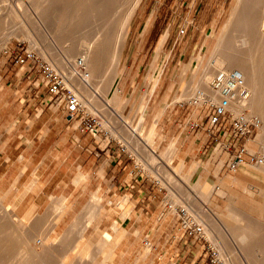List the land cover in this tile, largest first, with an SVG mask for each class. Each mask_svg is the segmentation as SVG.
Wrapping results in <instances>:
<instances>
[{
    "label": "rangeland",
    "instance_id": "374dc122",
    "mask_svg": "<svg viewBox=\"0 0 264 264\" xmlns=\"http://www.w3.org/2000/svg\"><path fill=\"white\" fill-rule=\"evenodd\" d=\"M1 1L0 226L22 220L21 225L32 228L36 238L53 246L61 241L67 243L62 249L59 245L56 252L61 251L70 262L79 264H102L108 256L112 264H186L185 260L189 263L194 259V264H203L207 244L220 250L224 264H235V255L247 264L242 249L237 252V238L223 214H228L229 205L234 204L254 221L264 223V143L257 138L263 123L257 112L243 107L260 121L239 141L246 147L244 161L236 171L229 170L227 163L235 149L223 143L233 136L229 130L220 132V136L213 131L208 120V97L201 86L205 79L212 89H218L219 78L227 76L220 70L216 77L209 68L219 62L212 57V51L237 0H214L208 7L203 2L192 5V0H139L125 28L116 65L100 63L102 70L90 81L91 87L86 92L78 91L87 110L102 118L97 134L83 130L79 118L65 116L62 101L50 98L31 60L19 65L14 57L15 52L32 49L56 66L57 58L66 65L73 64L72 60L91 43L90 36L100 21L97 13L83 17L87 21L66 31V40L61 42L52 30L40 25L43 19L34 10L35 0ZM121 11L119 6L111 17H118ZM205 13L204 24L213 21V26L209 25L199 38L195 25L199 15ZM39 27L42 32H38ZM28 36L37 42L34 49ZM164 40L161 46L159 42ZM158 68L162 76L157 88ZM233 72L240 75L237 70ZM241 90L247 98L248 89ZM119 108L127 122L118 117ZM193 111L203 115L199 122L194 121ZM226 119L229 122L230 117ZM192 122L195 128H205L213 139L204 147L200 160L188 161L184 167L171 162L172 148L162 151L158 137L163 134L158 131L171 133L178 123ZM129 126L136 127L139 134ZM98 138L103 144L120 142L122 150L131 153L130 144L138 147L140 153L135 152V156L148 162L149 174L161 184L151 206H134L125 191L113 194L100 177V160L94 163L88 151L74 146L76 141ZM162 160L167 161L166 166ZM78 172L82 174L79 180L75 178ZM189 203L202 212L203 221L195 211L190 214L204 225V237L188 236L180 227L178 209ZM206 208L214 211L213 217L226 239H219L216 230L210 232L211 221L203 215ZM88 219L91 223L84 226ZM104 238L105 243L96 248ZM79 241L81 245L76 246ZM147 245L152 248L143 256L142 249ZM81 247L85 248L84 254L78 252ZM190 247L192 253L184 259Z\"/></svg>",
    "mask_w": 264,
    "mask_h": 264
},
{
    "label": "bare ground",
    "instance_id": "6f19581e",
    "mask_svg": "<svg viewBox=\"0 0 264 264\" xmlns=\"http://www.w3.org/2000/svg\"><path fill=\"white\" fill-rule=\"evenodd\" d=\"M138 3L139 0H35L33 2L34 10L43 19L40 25H45L47 31L52 30L61 42L66 40V31L87 21L83 17L88 18L90 14L94 13L99 16L100 21H98L97 28L90 36L91 43L87 45L85 52L72 60L73 64L70 65H66L58 58L56 60L59 63L57 67H61L60 69L66 75L68 83L74 86L77 91L82 89L86 92L87 88L91 87L90 81L95 79L99 75V71L102 70L100 69L101 66L99 67L100 63L110 64L111 66L116 65L126 35L125 28ZM119 6L122 7L120 15L117 17L115 14L114 17H111L113 11L116 12ZM3 8L4 3L1 1L0 11ZM2 24L3 21L0 20V28ZM42 31L43 28L39 27L38 32ZM28 39L31 48L37 47V42L33 38L28 36ZM66 46L67 51L71 52V45L67 44ZM212 57L219 61L217 65L209 68V72L214 76L217 77L220 70L226 72V75H230L231 71L237 70L243 77V84L234 88L236 99L232 101L231 106L235 111L249 106L260 115L263 130L257 138L264 143V0H237L229 18L224 23L218 43L212 51ZM80 67L85 68V70H81ZM201 86L208 100L216 101L219 99L223 86L212 89L205 79L201 81ZM243 88L249 91L247 98L240 95ZM152 89H154V84ZM110 108L113 109L114 107L110 106ZM120 108L118 112H115L121 120L126 122L121 116ZM243 166H247L246 163H243ZM252 166H254V169L257 168L253 164ZM246 169L249 170L250 168L247 167ZM206 195L205 192L204 197ZM1 199L2 196H0V205H3ZM185 206L191 214L195 211L199 219L202 217V212L200 214L198 210L196 211L195 204L189 203ZM174 207L177 210V206L174 205ZM205 210L207 213L204 211L203 215H207L212 224V227H208L209 230L211 229L210 232L214 233L216 230L220 235L219 239H226L213 217L214 211L207 208ZM223 216L237 238L239 249L237 252L241 253L242 249V253L245 255V263L264 264V223L254 221L246 211L234 204L229 205L228 214H223ZM201 220L203 221L202 218ZM90 223L91 219H88L84 226ZM21 224H24L22 220H15L11 224L9 223L8 227L0 226V264H13L14 262L16 264H79L78 262H70L61 251L56 252L59 245L62 249L67 247V243L61 241L58 246H53L48 243L47 238V242L43 241L42 238H36V232L32 228H26ZM20 226H24V228H20ZM204 233H206V230ZM106 240L104 238L98 242L96 248L101 247ZM81 243L82 241H79L76 246L81 245ZM151 248L152 245L143 248V256L148 254ZM83 249L85 248L81 247L82 251L79 249L78 252L84 254ZM138 249L141 251V248L138 247ZM229 251L231 253L230 249ZM233 259L235 264H243L237 255ZM102 264H112L110 256Z\"/></svg>",
    "mask_w": 264,
    "mask_h": 264
},
{
    "label": "built area",
    "instance_id": "2783aa9c",
    "mask_svg": "<svg viewBox=\"0 0 264 264\" xmlns=\"http://www.w3.org/2000/svg\"><path fill=\"white\" fill-rule=\"evenodd\" d=\"M15 60L17 64H24L31 60L39 72L43 86L50 98H57L62 101L63 108L69 119L76 120L79 118L80 126L83 130L97 134L102 127V118L97 113L89 112L82 100L77 89L68 83L66 75L54 63L46 59L44 56L32 49H25L21 52H15ZM227 81V82H226ZM243 84V77L238 73H231L227 76L219 78V87L223 86L222 93L216 101L206 99L210 106L208 120L214 132H227L229 130L233 139L223 143L227 148H234L231 159L227 163V167L231 171H236L240 164L244 161L246 147L239 141L241 137L248 134L252 127L259 124V117L250 114L244 108L235 111L232 109L231 103L235 98V87ZM218 87V88H219ZM246 92L241 90V97H245ZM205 101V102H206ZM197 102V100H196ZM226 116L230 117L229 122ZM230 125V127H228ZM124 150V148L122 147ZM181 219L180 227L182 231L191 237H204V225L200 223L196 217L190 214L187 207L181 206L178 209ZM203 264H224L220 250L210 244L205 248V258Z\"/></svg>",
    "mask_w": 264,
    "mask_h": 264
},
{
    "label": "crops",
    "instance_id": "0c3cea01",
    "mask_svg": "<svg viewBox=\"0 0 264 264\" xmlns=\"http://www.w3.org/2000/svg\"><path fill=\"white\" fill-rule=\"evenodd\" d=\"M214 0H192V5L201 4L203 2L205 7L211 6ZM208 11V9H206ZM207 17V13L205 15H199L197 18V22L195 25V29L198 33V37L200 38L204 31H207L209 25L213 26V21L210 24H204L205 19ZM145 28V27H144ZM160 45L162 46L165 43L164 41H160ZM160 48V46H158ZM157 85L158 88L161 81L162 73L160 72V68L157 70ZM154 89V91L157 90ZM159 91L156 93L158 97ZM183 102H180L182 104ZM65 116L66 112L64 111ZM192 116H195L194 121L199 122L203 115L195 114L193 111L191 113ZM127 122V121H126ZM193 123L190 124H180L178 123L174 130L169 133H162L158 131V133L163 134L162 137H158V145L162 147V151L165 153L169 149L172 148V159L171 162H175L178 165H184L186 167L188 161H195L197 159L200 160V154L204 151V147L208 146L213 137L210 133H207L203 128H195L193 127ZM133 133H138L136 127L129 126ZM160 130V128H159ZM139 134V133H138ZM120 142H106L103 144V141L98 139H91L90 142H74V146L78 145V149L84 150L88 155H92L94 158V163L98 160L99 168L102 169V174H100L101 179L106 181L107 185H110L111 192L113 194H117L119 191H125L130 195L134 202V206L141 205V208H148L153 204L158 185L156 179L149 174V168L151 167L148 162L143 159L145 162H141L135 156L136 153H140L138 147L134 148L133 144L131 145L132 153L129 150H122V145L119 146ZM135 145V144H134ZM138 145V144H137ZM152 141L148 142V146L151 147ZM151 150V148H150ZM63 159L62 157H60ZM163 164L166 166L167 161L162 160ZM63 164V162H60ZM149 166V168H147ZM82 174L80 172L77 173L76 179H80ZM102 181V180H101ZM156 182V183H154ZM155 186H153L154 184ZM153 186V187H152ZM159 186V187H160ZM127 197V196H126ZM192 248H187L184 252V259L188 258L189 254L192 253ZM195 260V259H194ZM194 260H191L186 264H194Z\"/></svg>",
    "mask_w": 264,
    "mask_h": 264
}]
</instances>
